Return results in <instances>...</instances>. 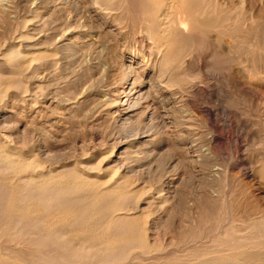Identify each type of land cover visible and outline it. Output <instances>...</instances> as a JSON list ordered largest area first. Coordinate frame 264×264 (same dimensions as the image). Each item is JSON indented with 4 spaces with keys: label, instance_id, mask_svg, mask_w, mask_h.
I'll list each match as a JSON object with an SVG mask.
<instances>
[{
    "label": "rangeland",
    "instance_id": "374dc122",
    "mask_svg": "<svg viewBox=\"0 0 264 264\" xmlns=\"http://www.w3.org/2000/svg\"><path fill=\"white\" fill-rule=\"evenodd\" d=\"M151 1L0 0V142L31 163L0 160V264L264 263V0H198L163 51ZM28 197L75 211L60 243Z\"/></svg>",
    "mask_w": 264,
    "mask_h": 264
},
{
    "label": "bare ground",
    "instance_id": "6f19581e",
    "mask_svg": "<svg viewBox=\"0 0 264 264\" xmlns=\"http://www.w3.org/2000/svg\"><path fill=\"white\" fill-rule=\"evenodd\" d=\"M96 1H98V0H96ZM169 1V0H168ZM150 2H152L151 0H150ZM154 2H155V0H154ZM263 2V1H262ZM124 3V2H123ZM89 4V3H88ZM155 4V3H154ZM166 4V3H165ZM198 4H199V2H198V0H170L168 3H167V5L165 6L166 7V9H160V8H158V9H156L155 11H154V14L152 15V17H150L149 18V23L150 24H148V25H152V24H154L155 22L157 23V26H158V31L156 32V33H149V39H151L152 40V43L154 44V47L156 46V48L159 50V51H161L163 48H168V46H170V42H171V44L173 43V41H174V39L176 38V36L177 35H180V34H182V33H184L185 31H187L188 30V28H189V25L191 24V14H192V12L194 11V8H195V6H198ZM158 5V4H157ZM215 5V4H214ZM159 6V5H158ZM200 6V5H199ZM205 6V5H204ZM104 7V6H103ZM140 7V6H139ZM164 7V8H165ZM234 7V6H233ZM138 8V7H137ZM127 10V9H126ZM231 10V9H230ZM166 11V12H165ZM236 11V10H235ZM140 12V11H139ZM229 13V12H228ZM246 13V12H245ZM112 14V13H111ZM133 14V13H132ZM142 14V13H141ZM195 14V13H194ZM137 15V14H136ZM200 15H201V13H200ZM142 16V15H141ZM232 16V15H231ZM111 17V16H110ZM130 17V16H129ZM250 17V16H249ZM249 17H248V19H249ZM146 18V17H145ZM231 18V17H230ZM235 18V17H234ZM127 19V18H126ZM137 19V18H136ZM135 20V19H134ZM140 20V19H139ZM129 21V20H128ZM249 21V20H248ZM120 22V21H119ZM234 22V21H233ZM246 22V21H245ZM249 23V22H248ZM264 23V22H263ZM134 24V23H133ZM195 25V24H194ZM225 26V25H224ZM144 28V27H143ZM149 28V27H148ZM138 29V28H137ZM148 30V29H147ZM236 36V35H235ZM133 38V37H132ZM226 46V45H225ZM228 46H231V45H228ZM227 50H229V48L227 49ZM226 50V51H227ZM163 51V50H162ZM224 51V50H223ZM10 52V51H9ZM14 52V51H13ZM173 52L171 51V54H172ZM228 53V52H227ZM166 54H168V53H164V55L162 56L163 58L166 56ZM161 55V54H160ZM223 56H224V54H223ZM223 56H222V60H223ZM230 56V55H229ZM228 56V57H229ZM232 56V55H231ZM8 57V56H7ZM144 58H145V55H144ZM163 58H162V60H163ZM147 59H149V57H147ZM218 60V59H217ZM221 59H220V61H222ZM232 60V59H231ZM221 63H223V62H221ZM155 64V63H154ZM173 61L171 60V66H173ZM227 64V63H226ZM219 65H220V63H219ZM224 65V64H223ZM132 67V66H131ZM130 67V68H131ZM226 67V66H225ZM133 69V68H132ZM176 70V69H175ZM175 73V72H174ZM185 73V72H184ZM233 74V73H232ZM189 77V76H188ZM156 83V82H155ZM135 85V84H134ZM150 90H151V88H150ZM162 101V100H161ZM135 102V101H134ZM133 102V103H134ZM138 105V104H137ZM164 106V105H163ZM164 109V108H163ZM6 142V141H5ZM12 147V146H11ZM12 151V150H11ZM9 149H7V146H5L4 145V143H1L0 142V160H3L5 163H6V167H8V168H10L11 170H16V169H20L21 167H24V166H30V162H28L27 163V161H26V159H23V158H21V155L18 153V154H16V153H12ZM28 155V154H27ZM32 158V157H31ZM30 158V159H31ZM30 161V160H29ZM30 163V164H29ZM35 166V165H34ZM75 167H77V166H75ZM55 168V167H54ZM51 170H52V168H51ZM76 170V169H75ZM82 170V169H81ZM44 171V170H43ZM43 171L41 170V172L43 173ZM23 172V171H22ZM42 173H38L39 174V176H41L42 177ZM46 173H48V170L46 171ZM59 173V172H58ZM61 173V172H60ZM107 173V172H106ZM105 173V174H106ZM19 174V173H18ZM30 174V173H29ZM37 174V175H38ZM44 174V173H43ZM81 174V173H80ZM46 175V174H45ZM48 175V174H47ZM46 175V176H47ZM31 177L29 178V181H32V182H37V181H35L36 179L35 178H33V175H30ZM51 176V175H50ZM53 176V175H52ZM63 176V175H62ZM106 176V175H105ZM18 177V176H17ZM28 177V176H27ZM36 177V176H35ZM48 177V176H47ZM54 177V176H53ZM60 177V176H59ZM38 178V177H37ZM44 178V177H43ZM70 178V177H69ZM49 180H50V178H48ZM53 179H55V178H53ZM52 179V180H53ZM68 179V178H67ZM49 180L47 181V179L46 180H39V183L38 184H40V185H42V186H44V185H46V184H49ZM80 179H79V177L78 176H72V178H70V182H69V184H72L73 186H76V187H78V186H80L81 188H83V187H86V185H85V183L86 182H82L81 180L79 181ZM100 180V179H99ZM28 181V182H29ZM59 181H60V178H59ZM67 181H64V183L65 182H67ZM118 181V180H117ZM116 181V182H117ZM17 182V181H16ZM26 182V181H25ZM54 182V181H53ZM53 182H52V184H53ZM57 182V181H56ZM62 183H63V177H62V181H61ZM68 182H67V184H68ZM119 182V181H118ZM29 183H31V182H29ZM20 184V183H19ZM56 184V183H55ZM88 184V183H87ZM6 185V184H5ZM29 185V184H28ZM31 185V184H30ZM32 185H35V183L34 184H32ZM36 186V185H35ZM34 186V187H35ZM37 186H39V185H37ZM49 186H50V184H49ZM58 186H61V183H59V185ZM67 186V185H66ZM71 187L72 188V190H74L73 188L74 187ZM117 186H118V184H117ZM64 187V186H63ZM88 187V186H87ZM113 187V186H112ZM24 188V187H23ZM26 188V187H25ZM48 188V187H47ZM52 188V187H51ZM79 188V187H78ZM111 189V187H108V189ZM28 189H29V186H28ZM45 190H46V188H44ZM48 189H50V187L48 188ZM64 189V188H63ZM66 189V188H65ZM86 189V188H85ZM89 189V188H88ZM57 190H59V189H57ZM69 190V189H68ZM87 190V189H86ZM90 190H91V188H90ZM98 190H99V188H98ZM113 190V189H112ZM117 190V189H116ZM24 191V190H23ZM28 191V190H27ZM49 191V190H48ZM81 191H82V189H81ZM89 191V190H88ZM101 191H102V189H101ZM100 191V192H101ZM109 191V190H108ZM111 191V190H110ZM92 192H94V191H92ZM117 192H118V190H117ZM61 193V192H60ZM60 193L58 192V193H56V194H54V195H56L57 197H60ZM98 193V192H97ZM96 193V194H97ZM104 193V192H103ZM23 194V193H22ZM21 194V195H22ZM86 194H87V191H86ZM88 194H90V193H88ZM95 194V193H94ZM96 194L94 195V196H92L91 198H90V202L92 203V202H94V201H96V197L98 198V196H96ZM33 196V195H32ZM37 196V195H36ZM47 196V195H46ZM90 196H91V194H90ZM40 197V196H39ZM43 197H45V195L43 196ZM64 197V196H63ZM3 198V197H2ZM6 198H8V196L6 197ZM15 198H16V196H15ZM26 198V197H25ZM54 198V197H53ZM68 198V197H67ZM76 198V197H75ZM86 198V197H85ZM88 198H89V196H88ZM19 199H20V197H19ZM32 199V198H31ZM29 200V197H28V200L29 201H25V202H19V209H17L16 211H19L18 212V216H20V218L21 217H31V219H32V221H31V227L30 228H32V230H35L34 232H38V231H42V230H45L46 232H47V234H48V232H52V235H50L49 236V238H50V241H53L54 243H57L59 240H61V239H63L64 238V236L66 237V235H64L65 233H63L61 230H59V229H57L58 227L57 226H59L58 224L59 223H62L66 218H68L70 215H74L75 213V211H73V210H65V211H62V210H60L59 208H61V207H59L58 208V204L56 205V207L57 208H55V209H57V212H56V210H52V208H51V205L49 206V204H50V202H49V204L46 202V204H48V205H40L39 203H38V201L40 202V200H36V198H34L33 200ZM73 199V198H72ZM81 199V198H80ZM2 200V199H1ZM17 200H18V198H17ZM22 200H23V197H22ZM42 200V199H41ZM46 200H48V199H46ZM150 200V199H149ZM10 201H11V199H10ZM15 201H16V199H15ZM19 201V200H18ZM20 201H21V199H20ZM24 201V200H23ZM44 201H45V199H44ZM52 201V200H51ZM54 201V200H53ZM81 201V200H80ZM82 201H84L83 199H82ZM81 201V202H82ZM8 202V201H7ZM80 202V203H81ZM85 202V201H84ZM87 202H88V200H87ZM104 202V201H103ZM2 203H3V201H2ZM14 203V202H13ZM100 203V202H99ZM7 204V203H6ZM73 204V203H72ZM14 205H18V204H14ZM78 205V204H77ZM85 205V204H84ZM112 205V207H113V203L111 204ZM62 206V205H61ZM87 206V205H86ZM89 206V205H88ZM100 206V205H99ZM116 206H117V204H116ZM119 206H120V204H119ZM0 207H2V206H0ZM73 207V206H72ZM90 207V206H89ZM118 207V206H117ZM18 208V207H17ZM71 208V207H70ZM93 208V207H92ZM14 209H15V206H14ZM98 209V208H97ZM99 209H100V207H99ZM86 210H87V208H86ZM85 210V211H86ZM116 210H118V208L117 209H113L112 210V214H111V212H110V214H111V219H114V220H118V219H123V218H125L126 216H127V214L128 213H122V212H116ZM122 210V209H121ZM52 211V212H51ZM53 211H55V212H53ZM80 211V210H79ZM84 211V212H85ZM92 211H94V210H92ZM110 211V210H109ZM2 212V211H1ZM81 212H82V210H81ZM95 212V211H94ZM11 213V212H10ZM13 213H15V210L13 211ZM109 213V212H108ZM108 213L106 214V216L108 215ZM133 213V212H132ZM131 213V214H132ZM82 214V213H81ZM85 214V213H84ZM94 214H96V213H94ZM102 214H103V212H102ZM14 216V215H13ZM78 216V215H77ZM81 216H84V215H81ZM79 217V216H78ZM99 217H100V215H99ZM101 217H102V215H101ZM108 217H110V215L108 216ZM19 218V219H20ZM69 218H71V217H69ZM68 218V219H69ZM75 218V217H74ZM80 218V217H79ZM78 218V219H79ZM82 218V217H81ZM95 218V217H94ZM16 219H17V215H16ZM27 219V218H26ZM31 219H29V220H31ZM67 219V220H68ZM18 220V219H17ZM93 220V219H92ZM101 220V219H100ZM110 220V219H109ZM108 220V221H109ZM28 221V220H27ZM72 221V220H71ZM83 221H85V220H83ZM119 221H121V220H119ZM118 221V222H119ZM127 220L125 219V222H126ZM145 221V220H144ZM19 222V221H18ZM66 222V221H65ZM114 222V221H113ZM124 222V221H123ZM122 222V223H123ZM29 223V222H28ZM64 223V222H63ZM81 223V222H80ZM85 223V222H84ZM83 223V224H84ZM92 223V222H91ZM90 223V224H91ZM94 223V222H93ZM12 224H14V223H12ZM17 224V223H16ZM86 224V223H85ZM88 224V223H87ZM95 224V223H94ZM119 224V223H118ZM61 225V224H60ZM78 225V224H77ZM82 225V224H81ZM89 225V224H88ZM107 225H108V223H107ZM116 225V224H115ZM120 225V224H119ZM29 226H30V224H29ZM254 227V226H253ZM84 227H83V225H82V227L80 228V230L82 231V229H83ZM28 229V228H27ZM86 229V228H85ZM134 229V228H133ZM257 229V228H256ZM75 231V230H74ZM80 231V232H81ZM23 232V231H22ZM26 232V231H25ZM30 232V231H29ZM72 232V231H71ZM228 232V231H227ZM43 233V232H42ZM42 233H39V234H42ZM79 233V232H78ZM226 232L224 231V234H225ZM229 233V232H228ZM12 234V233H11ZM131 234V233H130ZM146 234V233H145ZM261 234V233H260ZM7 235V234H6ZM18 235V234H17ZM21 235V234H20ZM132 235V234H131ZM228 235V234H227ZM232 235V234H231ZM246 235V234H245ZM0 236H2V235H0ZM15 236V235H14ZM46 236V235H45ZM122 236V235H121ZM11 237V236H10ZM18 237V236H17ZM20 237V236H19ZM200 237V236H199ZM248 237V236H247ZM250 237V236H249ZM252 237V236H251ZM9 238V237H8ZM15 238V237H14ZM22 238V237H21ZM45 239V237L43 238V240ZM67 239V238H66ZM103 240L101 241V242H104V244L106 245V247L105 248H108V247H111L113 244H116L117 243V239L114 237V236H111V234L110 235H108V236H106V237H104V238H102ZM199 239V238H198ZM230 239V238H229ZM234 239V238H233ZM218 240V239H217ZM64 241V240H63ZM79 241H81V240H79ZM78 241V242H79ZM190 241V240H189ZM235 241H237V240H235ZM264 241V240H263ZM38 242H40L39 240H38ZM43 242V241H42ZM137 242V241H136ZM254 242V241H253ZM44 243V242H43ZM59 243H60V241H59ZM128 243V242H127ZM196 243V242H195ZM244 243H246V242H244ZM77 244V243H76ZM101 244V243H100ZM122 244V243H121ZM138 244V243H137ZM163 244V243H162ZM238 244H239V242H238ZM248 244V243H247ZM258 244H260V243H258ZM262 244V243H261ZM264 244V243H263ZM78 245H79V243H78ZM78 245H77V248H80V247H78ZM88 245V244H87ZM99 245V244H98ZM136 245V244H135ZM140 245V244H139ZM226 245V244H225ZM228 245V244H227ZM236 245V244H235ZM81 246V249L80 250H82V244L80 245ZM85 246V245H84ZM122 246V245H121ZM199 246V245H198ZM206 246V245H205ZM232 246V245H231ZM114 247V246H113ZM238 247V246H237ZM89 248H90V246H89ZM112 248V247H111ZM110 248V249H111ZM126 248V247H125ZM250 248V247H249ZM11 249V248H10ZM86 249V248H85ZM103 249V248H102ZM116 249V248H115ZM167 249V248H166ZM201 249V248H200ZM1 250V249H0ZM93 250V249H92ZM105 250V249H104ZM248 250V249H247ZM15 251V250H14ZM107 251V250H106ZM110 251V250H109ZM108 251V252H109ZM239 251V250H238ZM76 252H77V249H75L74 247L72 248V250H71V252H70V254H71V256L72 255H75L76 254ZM153 252V251H152ZM160 252V251H159ZM172 252V251H171ZM176 252V251H175ZM230 252V251H229ZM247 252V251H246ZM9 253V252H8ZM87 253V252H86ZM118 253V252H117ZM173 253V252H172ZM242 253H243V251H242ZM254 253V252H253ZM102 254H104V253H102ZM133 254V253H132ZM148 254H150V253H148ZM224 255H225V252L223 253ZM264 254V253H263ZM89 255V254H88ZM195 255V254H194ZM229 255V254H228ZM234 255V254H233ZM85 256H87V254L85 255ZM138 256V255H137ZM159 256H161V255H159ZM236 256V255H235ZM235 256H233V257H235ZM240 256V255H239ZM152 257V256H151ZM157 257V256H156ZM155 257V258H156ZM219 257V256H218ZM245 257V256H244ZM243 257V258H244ZM257 257V256H256ZM259 257V256H258ZM121 258V257H120ZM140 258V257H139ZM215 258V257H214ZM246 258V257H245ZM248 258V257H247ZM106 259V258H105ZM138 259V258H137ZM141 259V258H140ZM143 259V258H142ZM145 259H148V258H145ZM200 259V258H199ZM208 259V258H207ZM212 259V258H211ZM56 260V259H55ZM127 260V259H126ZM155 260V259H154ZM203 260V259H202ZM226 261H227V259H225ZM246 260V259H245ZM252 260V259H251ZM260 260H262V259H260ZM264 260V259H263ZM54 261V260H53ZM99 261V260H98ZM105 261V260H104ZM129 261V260H128ZM166 261H168V260H166ZM231 261V260H230ZM239 260H237V262H238ZM243 261V260H242ZM46 262V261H45ZM88 262V261H87ZM255 262V261H254ZM44 263V262H43ZM104 263V262H103ZM250 263V262H249ZM92 264V263H91ZM94 264V263H93ZM210 264V263H209ZM213 264V263H212ZM216 264H218V263H216ZM245 264V263H244ZM255 264V263H254ZM259 264H260V262H259ZM264 264V263H263Z\"/></svg>",
    "mask_w": 264,
    "mask_h": 264
}]
</instances>
